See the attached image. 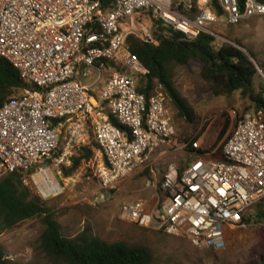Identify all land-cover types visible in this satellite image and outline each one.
Masks as SVG:
<instances>
[{
	"label": "built area",
	"instance_id": "obj_1",
	"mask_svg": "<svg viewBox=\"0 0 264 264\" xmlns=\"http://www.w3.org/2000/svg\"><path fill=\"white\" fill-rule=\"evenodd\" d=\"M218 1L228 25L264 17L259 0ZM210 5L211 0H113L105 10L99 0H0V60L27 85L0 109V178L19 173L22 185L43 201L58 198L67 191L60 179L64 168L72 167L92 132L98 150L88 169L102 191L94 199L98 205L173 144L193 160L184 170L169 164L155 183L153 205L125 202L119 219L199 250L223 251L228 231L245 228L244 215L264 201V111L253 104L202 137L177 144L166 98L148 100L138 92L149 70L127 44L134 37L160 46L156 22L191 41L202 33L216 36L209 27L218 17ZM256 69L264 79V70Z\"/></svg>",
	"mask_w": 264,
	"mask_h": 264
},
{
	"label": "rangeland",
	"instance_id": "obj_2",
	"mask_svg": "<svg viewBox=\"0 0 264 264\" xmlns=\"http://www.w3.org/2000/svg\"><path fill=\"white\" fill-rule=\"evenodd\" d=\"M209 29L220 41L239 42L243 50L253 57V62L264 70V17L252 18L236 26L219 19V23L211 25ZM201 71V64L192 63L188 67L176 69L174 76L177 91L194 112L193 123L181 118L174 105L164 96L169 118L177 129V144L202 137L219 123L226 122L230 114L243 115L253 105L240 92L231 96H215L211 86L203 80ZM262 87L264 79L258 75L255 94L261 93ZM90 145L97 152L92 132ZM192 160L188 152H176L175 146L171 144L164 152L155 154L146 167L125 179L109 201L98 205L94 204V199L102 192L100 185L91 177L88 164L83 162L69 176L63 172L60 179L67 185L66 193L46 201V204L66 238H75L85 228L91 227L96 237L107 242L125 240L147 245L155 257L153 264H252L259 261L264 255V222L228 231L227 247L215 252L196 249L186 240L126 224L119 219L121 206L125 202L148 200L146 202L153 204V197L159 194L155 183H161L169 164L177 162L183 165ZM260 211H264V201L253 206L248 215L256 217ZM42 231L40 221L32 220L1 234V264H56L50 262L39 249Z\"/></svg>",
	"mask_w": 264,
	"mask_h": 264
},
{
	"label": "trees",
	"instance_id": "obj_3",
	"mask_svg": "<svg viewBox=\"0 0 264 264\" xmlns=\"http://www.w3.org/2000/svg\"><path fill=\"white\" fill-rule=\"evenodd\" d=\"M99 1L105 10L112 7L113 0ZM259 1L264 3V0ZM210 8L217 15L218 23L219 19L226 20V13L218 0H211ZM154 35L161 41L160 46L144 43L134 37H130L127 41L131 53L136 55L149 70L147 76L140 78L138 87V92L145 95L148 100L162 94L174 105L181 118L193 123L194 112L177 91L174 76L176 69L199 63L202 66L201 76L211 86L215 96H231L240 92L243 98H249L258 109L264 111V87L261 93L255 94L258 76L256 65L246 53L237 48L240 46L239 42L233 44L220 41L216 36L207 33H202L196 40L191 41L179 31L159 22L155 23ZM110 67L121 70L114 63H111ZM26 87L19 71L9 62L0 60V109ZM250 109L245 110L244 113ZM111 122L119 126L115 119L112 118ZM228 127L229 123L220 140L225 136ZM65 138L64 135L61 149ZM93 154L91 145L82 148L79 156L73 158V166L69 169L64 168L65 175L69 176L83 162L88 164ZM188 165L189 163H184L182 169L184 170ZM32 220H39L43 227L39 249L50 262L153 264L155 261L154 254L147 245L125 240L107 242L96 237L91 227L85 228L75 238H66L52 210L47 207L46 201L22 185L19 173L0 178V235ZM263 222L264 211L257 213L256 217L249 216L248 212L244 215L246 225ZM1 262L2 256H0V264ZM252 264H264V255Z\"/></svg>",
	"mask_w": 264,
	"mask_h": 264
},
{
	"label": "water",
	"instance_id": "obj_4",
	"mask_svg": "<svg viewBox=\"0 0 264 264\" xmlns=\"http://www.w3.org/2000/svg\"><path fill=\"white\" fill-rule=\"evenodd\" d=\"M237 48H239L241 51H243L244 53H246L241 46H237ZM247 55L252 59V61H254L253 60V57L251 55H249V54H247Z\"/></svg>",
	"mask_w": 264,
	"mask_h": 264
},
{
	"label": "crops",
	"instance_id": "obj_5",
	"mask_svg": "<svg viewBox=\"0 0 264 264\" xmlns=\"http://www.w3.org/2000/svg\"><path fill=\"white\" fill-rule=\"evenodd\" d=\"M151 199V198H150ZM153 200V199H152ZM144 201H148V200H144ZM131 202V201H130ZM153 203H154V201H153ZM153 205V204H152Z\"/></svg>",
	"mask_w": 264,
	"mask_h": 264
}]
</instances>
